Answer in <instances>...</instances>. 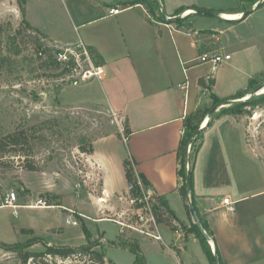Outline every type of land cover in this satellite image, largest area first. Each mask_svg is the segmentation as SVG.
<instances>
[{"label":"crops","instance_id":"obj_1","mask_svg":"<svg viewBox=\"0 0 264 264\" xmlns=\"http://www.w3.org/2000/svg\"><path fill=\"white\" fill-rule=\"evenodd\" d=\"M60 3L24 0L26 22L56 46L82 43L87 49L98 52L102 60L99 66L104 74L102 79H97L102 99L91 94L83 97L81 104L73 105L90 103L107 108L123 118L128 131V135L118 129L97 136L92 141L91 153L83 156L86 177L89 181L99 182V199L90 193L97 204L95 214H100L103 209L113 211L120 205L118 196L126 192L128 186L124 160L130 158L134 161L135 172L148 180L156 196L165 198L177 219L174 222L176 229L159 223L162 238L157 240L159 250L162 253L165 249L171 251L175 258L173 264H211L193 232H183L179 226L181 223L189 227L193 219L192 216L190 219L178 190L176 150L190 112L200 106H209L210 94L225 99L240 88L247 89L249 79L264 72V67L260 63L261 54L255 51L260 52L257 45H249L252 63L248 71H244L247 76L245 87H239L243 79L239 83L229 72L221 73L223 68L235 66L230 57L223 62L224 66L216 68L212 75L214 84L206 89L198 80L211 71V64L199 62L198 58L212 50L230 54L220 37L227 28L199 29V35L188 36L186 31L190 28L181 34L175 27L185 25L186 21L193 23L188 20L197 15L192 12L193 7L227 10L219 13L220 19L232 25L244 23L246 17L233 21L230 19L234 18L224 16H240L241 13L235 10L236 1L223 6L212 0H160L162 8L171 10L168 16H174L178 9L185 7L180 16H190L180 23L151 16L142 3L127 6L114 0H83L78 6L67 4L66 0H60ZM111 7L118 8L119 12L110 14ZM74 29L77 40L69 38ZM254 37L251 34L249 39ZM234 40V44L242 43L245 37L235 34ZM198 66L203 67L196 70ZM221 79L227 80L230 90L219 95L213 89ZM226 106L216 108L210 116L214 117L211 124L207 125L210 117L203 120L201 145L193 166L194 207L208 225V244L212 252L218 253L222 264H264V172L259 154L264 150L255 141L251 125L243 117L221 114ZM225 197L232 202V210L224 204ZM61 201L56 200L60 202L56 206L62 205ZM77 211L83 218L84 213ZM100 217L97 221L107 220ZM89 231L99 233L104 240L120 243L117 241L118 228L113 239L105 238L104 228ZM124 237L136 240L146 263L151 264L147 254L150 250L146 251L141 244L147 242V237L136 232H127Z\"/></svg>","mask_w":264,"mask_h":264},{"label":"rangeland","instance_id":"obj_2","mask_svg":"<svg viewBox=\"0 0 264 264\" xmlns=\"http://www.w3.org/2000/svg\"><path fill=\"white\" fill-rule=\"evenodd\" d=\"M18 1L24 3V0H0V24H2V32H0V136L20 127L36 125L38 129L36 134L43 137L39 141L30 139V148L24 147L29 154L26 159L18 156L15 151H7L5 156H0V241L6 244L33 242V245L28 248L32 251L43 250L45 242L50 245L78 246L85 242L83 232L85 225L92 231H95L96 227L104 228L105 238L113 239L117 228L119 231V227L109 220L114 217L115 211L119 210L120 206L114 211L103 209L100 214H95L97 204L90 193L97 200L99 199V182L89 181L86 177L87 166L83 161L85 153L80 152L78 144L82 136L93 141L97 136L118 129L124 133V120L120 115L113 114L107 108L99 105L90 103L80 106L73 105L81 104L80 101L84 99L83 97L91 96V94L94 98L102 99L100 82L94 77L82 79L81 75L77 74L78 72L69 70L68 65L64 63H60L61 67L58 70L44 68L42 60L37 57L39 54L36 45L28 41L27 28L22 23ZM54 1L61 4L60 0ZM212 1L223 6L235 3L234 0ZM66 2L78 6L83 3V0H66ZM163 10L166 15L171 12L169 9L163 8ZM177 15H181V13L174 16ZM263 15L264 4L247 15L244 23L232 25L224 22L219 16L196 15L191 16L195 19H190V17L184 19L193 21L192 24L186 21L185 25L175 28L181 34L185 33L188 28L199 32L201 31L199 29L214 28L215 26L219 29L227 28L220 37L222 44L227 46L226 49L235 66L233 68L225 67L221 73L229 72L237 78L239 83L243 79V84H240L239 87H245L247 76L244 71H248L252 63L251 51L247 48L249 45H257L260 52L255 51L257 54H261L260 63L261 67H264ZM18 31L25 33V38H16L14 33ZM8 34L14 36L11 43L6 41ZM235 34L244 36V42L234 44ZM251 34H254L256 38L250 40ZM69 38L77 40L76 29L71 31ZM41 44H43L40 47L41 50L46 47L59 50L64 48L56 46L48 39H43ZM70 47L75 53L72 55L68 52L67 54L75 59L78 58L77 71L91 70L95 60L89 51V59H87L80 47ZM43 57L45 58V55ZM220 66L222 67L224 64L218 65V68ZM201 67H196V70ZM61 70H65V73L59 74ZM73 79H77V84L72 83ZM84 82L87 83L84 84ZM262 83H264V73L260 77L259 84ZM253 88L247 87L248 93L237 99V102L248 100L251 97L249 93ZM229 90L226 79L218 81L217 87L213 89L214 93L219 95ZM262 94L264 91L252 96ZM241 117L251 125L255 141L264 150V104L251 109V115L242 114ZM45 120L48 121L47 126L41 125L43 128L41 130L39 125ZM17 151L22 152L20 149ZM259 154L262 159L261 168L264 172V151H260ZM26 162H31L37 169H25ZM11 190L16 192V202L19 204L15 211L9 206H1L6 194ZM39 198L46 201V206H32ZM58 199H62L60 206H56L60 204V202H56ZM67 207L72 209L73 213L69 212ZM77 210L84 213L82 219ZM99 216L101 219L107 220L97 221ZM66 220H75L77 223L73 225L66 223ZM90 233L93 239L100 241L98 249L106 253L107 262H111L108 260L109 258L118 264L133 263L134 255L129 249L121 246L113 247L110 243L108 244V240L101 238L99 233ZM119 236L125 238L123 233ZM145 240L147 242L141 244L146 251L150 250L147 254L151 264L175 263L171 251L167 252L165 249L162 253L159 250L160 242L151 238ZM117 241L120 242L119 244L122 242L121 239H117ZM87 260V256L81 259L76 256L67 259L56 258L54 264H84V261L87 262ZM0 264L23 263L14 251L0 246Z\"/></svg>","mask_w":264,"mask_h":264},{"label":"trees","instance_id":"obj_3","mask_svg":"<svg viewBox=\"0 0 264 264\" xmlns=\"http://www.w3.org/2000/svg\"><path fill=\"white\" fill-rule=\"evenodd\" d=\"M116 3L127 6V5H134L137 3L145 4L147 7L148 13L156 17L157 19L164 20L161 16V5L158 0H114ZM237 3V6L235 10L239 11L240 13L245 11L246 9L252 7L256 2L260 0H235ZM243 3V4H241ZM264 4L263 2H260L257 6V8L261 7ZM18 8L20 11V14L22 16V23L27 28V37L28 41L36 45L37 52L39 56L37 55L38 59L42 60V66L44 68H51L53 70H58L61 65L60 62L56 58V53L59 51L57 48H49L46 47L45 49L41 50L40 47L43 45L41 44V41L45 39V35L38 30L35 27H32L29 25L25 20V8L24 3L18 1ZM194 8V7H193ZM199 8V7H198ZM256 8V9H257ZM201 9H207V8H201ZM185 10V7H182L177 10L175 13H182ZM227 10H221L216 11L218 13H223ZM197 15H201L198 13H194ZM190 16L188 14L187 16H184L183 18H178L174 20L176 23L182 22L183 19ZM165 21V20H164ZM0 32H2V24H0ZM14 35L16 38H25L24 35H26L23 32L18 31L15 32ZM15 38V39H16ZM14 39V36L12 34L6 35V41L11 43V40ZM88 51L90 55L95 60V65H100L102 60L99 58V54L96 50L92 48H88ZM45 55V58L43 57ZM75 65V62L73 59H70L69 66ZM65 70H61V73L64 74ZM264 72L257 73L253 75L249 79L248 88L257 87L260 84V77ZM198 83L200 86L209 89L213 84L214 80L213 78L209 80L208 83H206L203 79V77L199 78ZM248 93V89L237 91L233 96H230L229 98L221 99L215 96L214 94L211 95V104L209 106L204 105L197 107L195 110L190 112L184 121V129L183 133L181 135V138L179 140V144L176 150V156H177V176L180 179V184L178 187V190L180 192V195L182 197V200L184 201L185 209L191 219V213H190V206L189 202L192 203L194 206V193L192 190V180H193V166H194V159L195 156L199 150V147L201 145V133L202 129L199 130L200 124L202 123V120L207 116L208 111L215 106L216 104L227 101V100H234L239 99ZM264 104V94L260 96H251L246 101H239V102H233L223 108L221 110V114H232L235 116H241L242 114L251 115V109H254L255 107L259 105ZM248 109V110H246ZM214 117H210L207 125L211 124ZM54 121V120H53ZM48 121L45 120L40 123L41 125L47 126ZM43 129L42 127L40 128ZM36 131H38L36 125H31L29 127H20L12 132H9L5 135L0 136V156H5V153L7 151H15V153H18L17 155L20 157H28V152L25 151L24 147L27 146L30 148L29 141L35 140L39 141L40 138H42V135H37ZM124 134L128 135V131L126 128V125L124 126ZM80 143L78 144V149L81 153L89 154L92 151V141L87 140L85 136L80 137ZM190 145V152L188 153V160L186 161L185 156L187 154V147ZM24 150H23V149ZM9 149V150H8ZM17 149H20L22 152H18ZM124 166H125V175L127 181L133 182L135 184V187L133 190H131V193L138 194L139 193V184H137V180L139 179L141 183L145 186L150 185L148 180L140 173H136L134 170V161L130 158H126L124 160ZM25 169L27 170H36V166L32 164L31 162H26L24 164ZM187 178L189 180V188H187L186 181ZM151 186V185H150ZM157 201V208L156 210V217L157 222L160 224L168 225L172 229H176V224H174L176 217L172 210L169 208L166 200L162 196L156 197ZM200 217V216H199ZM200 220L202 222L204 231L208 237H210V231L208 228V225L206 221L200 217ZM180 229L183 232H193V234L198 238L202 250L207 256L209 262L211 264H215V256H217L219 260V264H222L219 255L217 252H212L207 237L200 231V229L197 227V225L191 221L190 226L186 227L185 225L179 223ZM83 232L85 237V242L78 245V246H70V245H50L48 242L44 243V249L40 251H32L28 248L33 245V242L29 241H23L13 244H6L0 241V246H4L6 249H10L16 253V255L20 258L21 262L23 264H54L56 261V258L59 259H67L70 257H78L79 259L83 257H88L87 262L84 261V264H114L112 262H107L105 258V253L98 249L100 246V241L97 239H93L91 236L90 231L87 229V227L83 226ZM118 239H121L122 242L119 244L115 241H108V244L114 245V246H121L122 248L129 249L134 254V262L133 264H147L145 261V257L142 253V250L136 240H129L126 238H122L118 236ZM120 241V240H119Z\"/></svg>","mask_w":264,"mask_h":264},{"label":"built area","instance_id":"obj_4","mask_svg":"<svg viewBox=\"0 0 264 264\" xmlns=\"http://www.w3.org/2000/svg\"><path fill=\"white\" fill-rule=\"evenodd\" d=\"M119 9L116 7L109 8L110 14H117ZM200 32L196 30L188 29L186 34L188 36H196L199 35ZM76 47H80L82 49V53L89 59L88 49L82 44H77ZM68 52L72 55L75 53L72 51L70 46L64 47L62 50L60 49L56 53V58L60 63H64L68 65L69 70H73L78 72V75H81L82 79H87L89 77H94L97 79L103 78V70L99 65H93L92 69L77 71V67L79 66L78 58L75 59L72 56H68ZM78 57V56H77ZM230 54H225L218 51H208L204 52L199 56V62L202 63H210L211 71L205 76V81L208 83L210 79H212V75L215 72L218 65L223 62H226L230 59ZM70 59H73L75 65L69 66ZM73 84H77V79L72 80ZM204 123L202 122L201 125ZM187 151H190V145L187 147ZM137 184H139V193L133 194L131 190L135 187L133 182H128L126 192L120 194L118 196V200L120 202V209L115 211L114 217L110 219V221L114 222L119 227V234L123 235L127 232H136L147 238H151L154 240H162L161 235L158 231L159 223L157 222L156 210L157 201H156V193L150 185H143L141 181L138 179ZM102 199V198H100ZM17 194L14 190L9 191L2 203V206H9L13 208L15 211L19 204H17ZM224 204L228 205V209L232 210V206L230 199L228 197L223 198ZM46 201L42 198L36 200V207L46 206ZM31 206V205H28ZM49 206V205H47ZM69 212L73 213L72 209H67ZM114 211V210H113ZM66 223H72L75 225L77 222L75 220H66Z\"/></svg>","mask_w":264,"mask_h":264},{"label":"water","instance_id":"obj_5","mask_svg":"<svg viewBox=\"0 0 264 264\" xmlns=\"http://www.w3.org/2000/svg\"><path fill=\"white\" fill-rule=\"evenodd\" d=\"M160 2V0H158ZM264 0H260L258 2H256L252 7L246 9L245 11L241 12L240 16L238 18H234V19H230V20H238V19H244L247 15H249L251 12H253L254 9L257 8L258 4L260 2H263ZM192 9V12L193 13H198V14H201V15H212V16H220V14L218 12H215L213 10H208V9H201V8H191ZM161 16L162 18L165 20V21H169V22H172L176 19H178L180 17V15H177V16H168L165 14L162 6H161ZM264 91V83L260 84L259 86H257L256 88H253L250 93H249V96H252V95H255V94H258L260 92H263ZM238 100L237 99H234V100H227V101H222L218 104H216L215 106H213L207 113V117H210L212 115V113L216 110V108L220 107V106H223V105H229L233 102H237ZM204 126L201 125L199 127V130H201ZM188 151H187V154L185 156V159L186 161L188 160ZM186 185H187V188H189V180L187 178V181H186ZM189 206H190V213H191V216H192V219L194 221V223L197 225V227L200 229V231L207 237V239L209 240V237L206 235L205 231H204V228H203V225H202V222L200 220V217L198 215V213L196 212V209L195 207L192 205L191 202H189ZM215 253V251H214ZM215 264H219V260L217 258V256H215Z\"/></svg>","mask_w":264,"mask_h":264},{"label":"bare ground","instance_id":"obj_6","mask_svg":"<svg viewBox=\"0 0 264 264\" xmlns=\"http://www.w3.org/2000/svg\"><path fill=\"white\" fill-rule=\"evenodd\" d=\"M224 16L227 18H237V14H225Z\"/></svg>","mask_w":264,"mask_h":264}]
</instances>
